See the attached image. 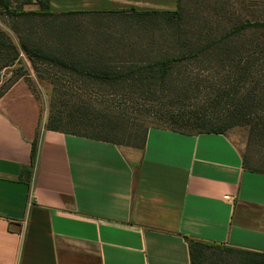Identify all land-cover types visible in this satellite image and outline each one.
<instances>
[{
    "label": "crops",
    "instance_id": "1",
    "mask_svg": "<svg viewBox=\"0 0 264 264\" xmlns=\"http://www.w3.org/2000/svg\"><path fill=\"white\" fill-rule=\"evenodd\" d=\"M48 3L53 12L177 8ZM185 236L264 254V172L243 167L227 134L151 127L135 150L38 125L20 82L0 95V264H191Z\"/></svg>",
    "mask_w": 264,
    "mask_h": 264
},
{
    "label": "rangeland",
    "instance_id": "2",
    "mask_svg": "<svg viewBox=\"0 0 264 264\" xmlns=\"http://www.w3.org/2000/svg\"><path fill=\"white\" fill-rule=\"evenodd\" d=\"M180 2L178 14L147 17L143 21L130 13L55 18L2 15L0 31L17 46L20 37L26 36L45 49L80 55L86 61L91 58L89 63L113 66H141L177 54L185 47L221 39L212 43L211 46H216L212 51L176 65L173 77L189 83L188 89H164L161 93L166 98L150 101L139 98L137 89L128 86L116 89L105 83L78 81L19 49L10 65L2 66L0 60V92L16 82L24 84L37 103L40 126H45L51 113L66 110L70 102L89 104L100 110L104 121L111 120L105 122L106 130L111 131H101V135L108 134L112 139L130 140L134 144L140 143L144 128L197 131L198 125L184 121L190 116L204 115L213 122L225 124L231 116L229 102L236 95L241 97L251 93L260 97L264 110V25L250 26L227 35V31L241 21L264 23V0ZM25 8L35 10L37 6L25 5ZM59 33L62 36H58ZM173 95H179L177 104L166 105ZM170 114H179L183 120L174 123ZM255 116L253 122L259 121ZM250 128L247 123L228 124L225 134L251 166L264 170V131L251 134Z\"/></svg>",
    "mask_w": 264,
    "mask_h": 264
},
{
    "label": "trees",
    "instance_id": "3",
    "mask_svg": "<svg viewBox=\"0 0 264 264\" xmlns=\"http://www.w3.org/2000/svg\"><path fill=\"white\" fill-rule=\"evenodd\" d=\"M36 4L35 10H28L25 5ZM181 10V2L177 0V8L173 11H141L134 8L127 9H112L99 11H67V12H53L50 10L48 0H0V18L3 16H22L29 15L50 16V17H66L71 15H85V14H124L130 13L132 16L142 19V21L149 17L157 16H174ZM254 25H264L260 22H249L248 20L241 21L233 25L228 31L227 35H232L240 29H245ZM58 36L62 34H57ZM217 39L212 43L220 42ZM212 43H200L190 47H185L182 51L174 55H167L155 60L145 62L141 66H113L110 64H96L89 63L88 58L80 57V55L67 54L64 51H53L48 48L45 49L41 44H34L29 37H20L19 46L14 44L11 38L0 31V60L2 66L10 65L16 58L19 49L31 58L44 61L50 65L57 67L68 75L76 78L78 81H89L95 84L105 83L111 87H131L137 89L139 98L150 101H158L166 98L165 94L161 92L164 89L180 90L188 89L189 83L177 80L173 77L178 63L196 59L202 53L212 51L214 47ZM3 92H0V95ZM230 93V92H228ZM169 99L165 104H177L179 95ZM174 102V103H173ZM89 105V104H87ZM81 102H70L66 110H57L51 113L45 124L48 130H54L64 133H70L78 136L92 138L110 142L116 145H126L128 147L137 148L141 150L145 143L147 130L144 128L140 138L139 144L131 143L130 140L120 142L112 139L108 134L101 135V131L107 133L111 130H106L105 122L111 121L103 120V115L100 110L93 106H87ZM231 116L225 124L213 122L208 116H198L186 118L185 123L198 125L197 131H189V133H221L225 134V126L228 124H250L251 134L260 130L264 131V113L262 106V99L253 94L234 96L229 105ZM178 115V116H177ZM259 118V121L253 122L254 117ZM177 116V117H176ZM163 117V116H162ZM174 118V123L181 122L182 117L179 114H170ZM157 119V118H156ZM230 121V122H229ZM260 127V128H259ZM166 128L178 132H187L177 130L171 127ZM130 137V135H129ZM37 151V141L33 140L31 149V165L34 164ZM243 167L257 172H264L263 169L256 168L250 165L246 156L242 155ZM188 244L191 264H264V254L250 252L247 250H239L229 247H224L219 244L201 242L196 239L185 236Z\"/></svg>",
    "mask_w": 264,
    "mask_h": 264
}]
</instances>
